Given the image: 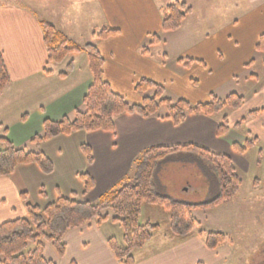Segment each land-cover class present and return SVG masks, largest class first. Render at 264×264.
<instances>
[{"label": "crops", "instance_id": "crops-1", "mask_svg": "<svg viewBox=\"0 0 264 264\" xmlns=\"http://www.w3.org/2000/svg\"><path fill=\"white\" fill-rule=\"evenodd\" d=\"M85 4H91L95 13L99 10L106 19L104 27L118 29V33L98 39L94 35L95 30L89 29L87 33L86 27L81 26L87 33L85 37L84 32L75 29V22L67 15L57 19L41 8H38L40 13L35 14L25 7L2 4L0 0V50L9 76L0 95V129H7V138L14 145L27 144L32 136L40 133L45 118L58 120L64 115L72 116L74 110L81 107L92 81L84 52L70 55L61 64H47L39 25L41 20L50 22L81 45L87 42L95 44L103 58L104 79L114 92L132 103L141 101L135 85L141 79H147L162 87L163 84H171L178 92L177 97L191 104L207 101L210 93L224 98L232 92L243 97V104L238 109H226L213 116L191 113L178 124L163 118L165 111L150 117L126 113L114 118L111 131H78L51 139L40 147L53 165L51 173L44 174L37 165L29 163L19 165L11 174L0 177V223L24 217L26 203L43 208L58 196L95 201L103 192L127 181L126 178L132 175L134 159L151 146L199 145L229 156L237 173L238 166L246 162L244 156L247 152L239 153L234 148L235 144H244L252 135L258 142L256 154L258 148L264 153V52L255 49L258 37L264 33V1L244 8L238 3L233 21L227 26H218L210 31L197 29L200 34L186 35L185 51L180 50L172 58L166 49L169 33L160 34L163 9L158 0H87ZM78 23L81 24L80 21ZM154 34L159 35L162 41L151 44ZM88 36L91 39L85 41ZM145 46L148 48L146 54L142 53ZM78 57L83 58L77 61ZM69 60L73 61V69L65 77H60L58 73L64 70ZM256 63H260L259 69L255 68L257 71L252 70ZM176 66L185 69L179 74ZM230 83L232 86L222 95L215 92L219 86L228 87ZM242 85L246 90H242ZM253 110L260 111L248 117ZM222 115L228 118L229 130L218 136ZM242 118L245 121L236 126ZM83 144L91 150L90 163H87L81 149ZM166 163L194 164L200 175L199 181L205 186L204 197L187 201L179 196L189 193L193 187L189 179L182 184L178 196L171 195L170 180L164 177ZM83 171L94 182L93 189L86 194L78 177ZM152 184L158 195L195 205L214 198L219 190L215 169L186 150L160 161ZM217 208L204 211L211 212ZM196 211L203 209L195 208L193 212ZM196 219L199 224L194 233L186 239H177L168 234L165 226L168 212L158 206L144 205L141 223L160 224V227L144 247L133 253L135 264L217 262L221 247L216 251L206 248L203 233L212 230L202 229L203 223L198 217ZM156 234L158 238H155ZM110 237L120 240L118 224L91 221L65 233L62 257L49 243L44 245V257L56 264H121L108 245ZM151 245L154 246L152 251Z\"/></svg>", "mask_w": 264, "mask_h": 264}, {"label": "trees", "instance_id": "trees-1", "mask_svg": "<svg viewBox=\"0 0 264 264\" xmlns=\"http://www.w3.org/2000/svg\"><path fill=\"white\" fill-rule=\"evenodd\" d=\"M188 12L190 7L185 2L174 0L168 3L163 9L160 31L166 33L177 30ZM39 25L46 49L47 64H61L70 55L84 52L87 55L92 81L83 96L81 107L76 108L72 116L64 115L58 120L43 119L41 132L32 136L27 144L16 146L6 136L0 135V177L11 174L19 165L29 163L37 165L44 174L51 173L53 165L40 148L43 143L60 135H70L78 131H111L114 129V118L118 115L136 113L143 117L157 116L161 106H164L165 113L162 117L178 124L191 113L213 116L226 109H238L243 104V97L233 92L224 98L210 94L207 101L196 104H191L182 98L171 101L170 98L163 96L164 88L161 85L147 79H141L135 85L136 92L141 94V101L132 103L114 92L104 79L103 58L95 44L87 42L81 45L68 38L48 21L41 20ZM117 33L118 29L103 27L94 35L98 39H106ZM160 41H162L160 36L154 34L150 43L155 44ZM255 49L264 52V33L258 37ZM147 51L146 46L142 48V53L146 54ZM73 67V61L69 60L58 75L65 77ZM8 81L9 76L0 50V95ZM151 90L152 95H148L147 92ZM259 111H250L248 117L257 115ZM244 121L245 118H242L236 126H240ZM228 130V118L222 115L217 135L222 136ZM257 145V138L250 135L244 144H235L234 148L239 153H243ZM81 149L87 163H90L92 155L89 146L83 144ZM181 150L196 154L215 169L219 190L214 198L195 205L155 193L152 178L157 164ZM262 159L264 153L258 148L257 161L260 162ZM78 177L83 183L84 194L93 189L94 182L87 172H80ZM126 180L103 192L93 202L58 196L55 201L43 208L26 203L24 217L0 223V264H56L53 260L44 257L45 243H49L57 255L62 257L65 253V233L91 221L97 224L106 221L118 224L121 238L117 241L110 237L107 240L108 245L121 264H135L133 253L144 247L160 227V224L141 223V209L144 205L165 209L168 212V221L165 225L168 234L177 239H186L194 233L199 224L193 213L195 208L203 210L216 208L233 199L242 184V179L229 156L195 144L145 148L134 159L132 175ZM259 183L260 180L255 178L253 185ZM199 233L203 232L199 231ZM203 234L206 248L214 251L218 250L227 238L224 233L218 231H208ZM198 264L203 263L198 262Z\"/></svg>", "mask_w": 264, "mask_h": 264}, {"label": "rangeland", "instance_id": "rangeland-1", "mask_svg": "<svg viewBox=\"0 0 264 264\" xmlns=\"http://www.w3.org/2000/svg\"><path fill=\"white\" fill-rule=\"evenodd\" d=\"M42 1L45 2L41 3ZM158 1L161 9H164L168 3L174 0ZM178 1L185 2L190 7V12L187 13L181 26L177 30L167 32L169 33V39L166 43V49L169 52L170 58L180 53V50L185 51L184 48L187 44L185 40L186 35L200 34L196 32L197 29L210 31L218 26H227L228 23L233 21L238 3H241L244 8L248 4H260L264 0ZM86 2L87 0H1L2 4L8 3L9 5L25 7L35 14L40 13L38 8H41L47 13L49 12V14L55 15L57 19L63 15H67L69 20L75 22V29L80 33L84 32V36L87 37L86 35L89 33V29L98 32L106 26V19L99 10L98 13H95L93 6L91 4L89 6L86 5ZM79 21L81 24L78 23ZM81 26L86 27V34L84 28ZM179 35H183L184 37ZM84 39L88 41L91 37L88 36V38ZM161 44H164V42ZM159 48L161 49V47ZM81 58L83 57H78L77 61H80ZM258 58H261V56L259 55ZM257 66H260V63H256L252 70L257 71L255 69L258 68ZM184 69L183 66H176L175 70L181 74ZM232 84L230 83L228 87L221 85L215 92L222 95ZM163 85V96L170 98L171 101H175L178 98V92H175L169 83ZM241 88L243 91L246 90L243 85ZM177 90L181 91L178 86ZM152 93V90L147 92L148 95H152ZM160 110L164 112L165 107L161 106ZM10 121L13 123L12 118ZM4 129L6 128L0 129V135L7 137ZM245 152L247 153H245L244 158L247 163L242 162L241 166H238V175L242 179V184L236 196L218 206L214 211L209 212L203 210L193 212L203 223L201 226L202 229L204 227L212 231L222 232L227 236L220 249V258L213 264H264V159L260 162L257 161L255 148L247 149ZM165 165L168 166L164 167V177L170 180L171 186L169 187V191L171 195L176 196L182 188L184 181L189 179L193 187L189 193L179 194V196L187 201H196L204 197L203 190L205 186L199 181L200 175L194 164L183 163L182 165L178 163H166ZM255 178H258L261 182L256 186L253 185ZM196 189H199L198 193L195 192ZM155 238H158L157 234ZM150 248L152 251L154 246L151 245Z\"/></svg>", "mask_w": 264, "mask_h": 264}]
</instances>
